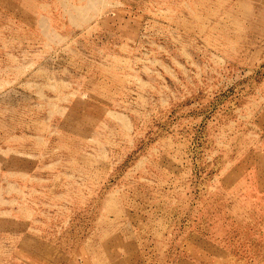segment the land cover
<instances>
[{
	"label": "rangeland",
	"instance_id": "1",
	"mask_svg": "<svg viewBox=\"0 0 264 264\" xmlns=\"http://www.w3.org/2000/svg\"><path fill=\"white\" fill-rule=\"evenodd\" d=\"M0 264H264V0H0Z\"/></svg>",
	"mask_w": 264,
	"mask_h": 264
}]
</instances>
